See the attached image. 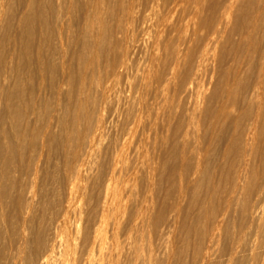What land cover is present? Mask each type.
Instances as JSON below:
<instances>
[{
    "label": "rangeland",
    "instance_id": "obj_1",
    "mask_svg": "<svg viewBox=\"0 0 264 264\" xmlns=\"http://www.w3.org/2000/svg\"><path fill=\"white\" fill-rule=\"evenodd\" d=\"M19 1L22 0H12V2L10 1L11 3L8 0L6 8L11 9L4 10V15L2 14L3 17L1 19L2 23L0 25V40L2 41V45L0 42V72L3 73H0L2 74L0 75V85H3L5 90L2 86H0V89L3 91L7 89L10 90L13 84H19L18 88H14V91H11L9 101L11 102L9 103L12 106L11 108L15 106V110L17 108L19 109L13 114V108L9 116L10 119L7 118L9 123L6 122L4 128L8 133L6 132L3 135L0 133L2 144L4 145L5 142L8 143L9 141L13 150H16L12 153L13 150L10 148L12 154L10 151H7V154L5 150H3L4 154L2 153V158L3 156L4 158L10 156L8 159L10 162L12 161L8 168V173L11 175V178H9L10 180L7 179L9 181L5 180L6 203L3 208L4 216L6 215L5 219L8 220L13 215L14 199L18 196L20 188H23V186L30 181L29 177L24 174L28 172V166L33 159L35 160L40 151L41 138L39 134L41 128L46 126L48 122H51L50 124L48 123L49 127L46 143L42 148L44 150H42L41 157L39 156L40 161H38L37 164V170L39 172L36 170L37 176L35 175L34 179L35 190L40 201H51L49 203V205H51L50 207L56 208L55 203L58 200L56 198H59V194L57 195L59 191L56 190L58 189L59 181L62 177L60 174H62L64 170L63 165L66 164L64 161L68 163V161L72 160L73 157L71 156L74 155L76 150L77 152L82 150L83 142L85 141L82 140L81 143L79 142L81 136L80 132H88V130L93 127L96 121V115L97 118L100 117L103 122V131L100 132L102 135L99 134L101 137L96 135L98 137L94 138L95 141L93 140V147H91L93 149L90 153L91 156H86L85 162H89H87V167L91 174L88 173V179L82 178L81 183L79 182L80 187H82L85 193L83 194L81 204H83L85 211H93L97 203L99 186L105 179L106 174H108V170H110L108 167L110 163L112 164V160L117 154L116 158H119L117 171L120 172L116 173L119 177V180L118 177H116V180H118L117 184L121 183L119 186L123 189L121 191H124L122 194H126L125 196L123 195L125 199L122 200L121 213H117L118 224L116 229V240L120 243H118V248L122 249V255H120L118 264L120 262V264H226L227 262L230 264H264V232L260 234L261 239L262 237L263 239L260 240L259 237L256 242L261 243L262 246L258 244L259 246L255 245L252 249L250 242H248V239L250 240L249 235L251 230L248 228V224L250 223L248 209L250 203L255 198L254 193L261 180L258 177L260 175L261 178L264 172V97L262 100L263 107L256 117L260 133L256 141L254 155L251 159V167H255L252 168L253 174L250 173L244 182L245 188L243 190V195L237 194V197L232 199L228 208L224 210V197L226 199L229 193L233 183V172L236 171L235 168L239 165L237 162H240L238 158L240 159L241 157L242 134L256 115V108L254 104L248 101V97L251 95L256 85L264 84V1L134 0L135 2H132L131 0L130 2V0H128L129 2H127V0H123L121 4V0H108V5L111 7L105 5V12L107 7L113 10H110V12L108 11L109 14H107V12L104 13V18L106 20L105 26L107 25L106 28H104L107 30H104V40H102L103 42L101 43L103 46L101 45L102 47L100 46V49H98V52L101 53L98 54L97 52L98 55L96 57L98 59H95L91 63L88 58V53L84 52L85 54L83 53L84 57L82 59L85 61H81L87 62V64H81V61L78 62L77 60H73L69 51L73 49L76 52V48H79L78 52L80 51L78 43H73L72 48L63 56V58L65 57L64 60L66 63L60 64V58L57 59V57L60 56L53 52L52 57L50 54V59H46L47 61L44 60L41 63H36L35 58H32L31 62L33 64L31 62L26 64L21 63L16 72V70L13 69L14 67H11L10 64L7 63V66L4 65L3 67L1 64L4 58L7 59V55L12 49V45H10L11 43L8 40L13 33L12 27L16 22V16L20 12V5H22L20 3L24 0L22 2ZM77 5L73 9L71 15V24L74 29L80 18L79 16H81L80 9H82L80 4ZM126 5L135 8H133V10L136 12H132L133 18L131 15L132 9L129 11V15L123 11ZM78 8H80L79 11H77ZM169 8L173 11H170ZM120 9L122 10L121 12ZM225 9L228 10V14L223 17L222 14ZM119 13L123 14L122 16L126 14V16L122 18L125 23L132 21L128 23L129 26L126 25L120 17V23L118 22V18V20H116V17L120 15ZM168 13L172 14L169 15ZM127 15L130 17V21L129 19L125 21L126 18H129ZM51 16H53V12ZM122 22L124 25L121 24ZM51 24L53 26V22ZM119 24L126 28H130L133 24L134 25L130 29L125 28L127 33H124V29L122 30ZM9 26L10 28H8ZM52 26L50 25L51 28ZM144 29H147V31ZM128 30L131 31V33H128ZM120 33H124V35H121V37L123 36V40L120 37ZM127 34L131 36L128 35L126 37ZM7 37L9 38L7 39ZM129 37L133 40L131 41ZM155 37H157V41L159 39L158 43L154 40ZM120 38L122 42L124 41V44L126 43L125 41H127L125 46H123V43L119 40ZM124 38H127V40ZM214 38H217L215 39V41L217 40L216 43ZM151 42H153V44ZM154 42H156L155 48L152 47V45L155 46ZM204 43H206V45H204ZM51 44H54V40H52ZM126 46H128L127 49ZM123 47L125 48L124 50ZM205 47L211 48L207 50ZM156 49H158V51L153 52ZM177 50L178 53L180 51V55L176 52ZM119 52L121 53L118 54ZM138 52L142 53L139 54ZM152 53H156L154 60H152L154 56ZM203 53L206 54L204 55ZM122 55H125L126 58H124V56L122 57ZM85 56L87 59H85ZM173 56L176 57L178 61L176 58H173ZM150 57L151 59L149 60ZM130 59L132 60L130 61ZM174 59L177 61L176 67H174V63L176 62ZM124 61H126L124 63L125 65H122L123 68H125L124 70L122 67H120L122 71L119 70V67H116V70L114 69V66H118V62L121 63ZM112 62L116 63V65ZM171 64H174L173 67L175 70L173 71H171L173 68ZM94 65L96 69L93 68ZM138 66L141 68L139 69ZM70 68L71 70L64 74V70L66 69V71H68ZM113 70H115V72ZM146 72H148L149 76H147L148 74H146ZM131 74L132 76H130ZM135 78H137V81H135ZM62 80H64L65 83L64 81L62 83ZM15 81L17 82L15 83ZM61 83L63 85H59ZM101 83L102 85H100ZM20 84H22V87H20ZM81 85L84 86L82 87ZM104 85H106L107 88H105L106 86ZM201 85L203 86L202 89ZM88 89L90 92H88ZM100 91L102 93H100ZM132 91L135 94L132 93ZM1 93L4 95L3 92ZM97 93H99V95ZM75 94H77V96ZM21 97L23 99H21ZM76 97L80 99L76 100ZM2 98L3 96L1 97V100H3L1 102L4 105V109L3 105L0 103V114L3 115V112L5 113L4 103L6 102ZM24 100L26 103H24ZM16 103L20 104L17 108ZM95 103H98V106ZM45 105L50 108L46 106L48 109H45ZM76 105L77 107H75ZM94 105L96 106L94 107ZM196 105L200 107L197 106V108ZM73 106L75 108H73ZM32 107L33 110L34 107L37 109L30 116V109H32ZM135 111L136 113H134ZM72 112L73 114H71ZM20 113L23 118H19ZM160 113H162V115ZM196 113L197 115H195ZM57 116L60 119L56 118ZM195 117L198 119H195ZM103 119L105 121H103ZM77 121L79 123H77ZM19 122L22 126L19 125ZM26 122L27 124H25ZM80 123L82 125H80ZM64 125L67 127L65 128ZM25 127H27V129H25ZM11 128L17 131L14 130L12 132ZM37 129L39 133L34 132V130L37 131ZM189 129L193 131L191 132ZM11 132L14 134L12 135ZM19 132L25 137L23 138L21 136V138H19L16 135ZM60 132H63V134ZM69 134L71 136L73 135V138H70ZM72 139L74 140L72 141ZM48 140L51 141L48 142ZM115 143H117V146ZM125 150L126 154L124 153ZM183 150L184 152H182ZM118 152H120L119 155L123 156L119 157ZM9 153L11 155H9ZM67 158L68 161L66 160ZM260 160L263 163H260ZM27 161L29 162L26 163ZM98 167L101 169H98ZM11 168H13L14 173ZM122 168L125 169L123 170ZM122 171L126 173L124 174ZM20 176H22V178ZM122 177L125 180L124 182L120 181V179L123 180ZM6 181L8 183H6ZM7 184L8 186L10 185V187L6 186ZM20 185L22 186L20 187ZM51 189L55 191V194ZM150 208L152 209L150 210ZM222 212H225V214L219 226L220 230L218 229V233H216L213 238H209V227L219 218ZM125 237L126 242L124 241ZM2 243L3 242H0V264H8L6 262L7 250L3 247L4 245ZM132 248H134V250ZM251 252H255V254H251ZM230 253L234 254L231 260H229ZM207 254L209 255L208 261H202L203 256ZM250 257L251 259L253 258L252 261Z\"/></svg>",
    "mask_w": 264,
    "mask_h": 264
},
{
    "label": "bare ground",
    "instance_id": "obj_2",
    "mask_svg": "<svg viewBox=\"0 0 264 264\" xmlns=\"http://www.w3.org/2000/svg\"><path fill=\"white\" fill-rule=\"evenodd\" d=\"M12 2V0H9V2ZM23 1V0H22ZM19 1V2H22ZM108 0H24L22 3L21 8H20V12L19 14L16 16V22L12 27L13 33L12 35L9 37H7V39L9 38L8 41H10V45H12V49L10 50V52L7 55V59L5 61H3L2 59V63L1 66L3 67L4 65L7 66V63L10 64V66L14 67L13 69L18 70V66L21 63H28L32 61V58H35V62L36 63H41L44 60H48L50 59V54L51 57L53 55V52L55 54H57L60 57V64H64L66 63V61L64 60L65 57L63 58L64 55H66L68 53V50H70V48H72V44L73 43H78L79 47H80V51L78 52V49L76 48V52L71 49V51H69V54H71V58L73 60H77L78 62L83 60L82 58L84 57V52L88 53V58L90 60V62L92 63L95 59H98L96 56L101 53L98 52V49H100V46L102 45L101 43L103 42V36L105 34L104 30L106 28L105 26V18H104V13L107 12V14H109L110 10L113 9H109V7L106 8V12H105V5L106 6H110L108 5ZM110 1V0H109ZM115 1V0H114ZM121 0V4H122ZM126 1V0H125ZM264 1V0H263ZM10 2V3H11ZM127 2H129L127 0ZM131 2V0H130ZM132 2H135L134 0H132ZM107 3V4H106ZM113 3V2H112ZM172 3V2H171ZM174 3V1H173ZM177 3V2H176ZM77 4H80L81 8H78L77 11L81 12V16L77 17L78 19V23L75 25V29L72 27L73 25L72 23V11L73 9L76 7ZM152 4V3H151ZM175 4V3H174ZM8 5V0H0V25H1V19H2V14L4 13V10L8 9L6 8ZM162 5V4H161ZM180 5V4H179ZM78 6V5H77ZM170 6V4H169ZM172 6V4H171ZM111 7V6H110ZM185 7V6H184ZM134 7L131 8L130 5H126L125 8H123L124 12L129 15V11L132 9L133 10ZM167 8V7H166ZM174 8V7H173ZM178 8V7H177ZM176 8V9H177ZM183 8V7H182ZM181 8V9H182ZM11 9V8H10ZM8 9V10H10ZM14 9V8H13ZM77 9V8H76ZM109 9V10H108ZM135 9V8H134ZM175 9V10H176ZM184 9V8H183ZM82 10V11H81ZM169 10L171 11L172 9L169 8ZM109 11V12H108ZM122 10L120 9V12ZM147 11V10H146ZM173 11V10H172ZM187 11V10H186ZM53 12V16H51V13ZM117 12V11H116ZM134 13L136 11H131V13ZM167 12V11H166ZM169 12V11H168ZM9 13V12H8ZM133 13L132 18H133ZM147 13V12H146ZM165 13V12H164ZM173 13V12H172ZM172 13H168L169 15ZM120 15H118L116 17V20L119 19V17L122 19L124 18V16H126V14H124V16H122L123 14L119 13ZM167 14V13H165ZM226 14H228V10L225 9L223 11L222 16L224 17ZM4 15V14H3ZM6 15V14H5ZM106 15V14H105ZM127 15V16H128ZM136 15V14H135ZM107 16V15H106ZM138 16V15H137ZM53 17V18H51ZM129 17V16H128ZM118 18V19H117ZM126 18V17H125ZM8 19V17H7ZM110 19V18H109ZM121 19L118 20V22H121ZM129 19L130 21V17L126 18L125 21H127ZM143 19V18H141ZM140 19V20H141ZM158 19V18H157ZM165 19V18H164ZM77 20V19H76ZM113 20V19H111ZM132 20V19H131ZM156 20V19H155ZM122 21L124 22V20L122 19ZM136 21V20H135ZM134 21V22H135ZM164 21V20H163ZM7 22V21H6ZM53 22V26L52 23ZM121 23L122 25H124V23ZM132 22V21H130ZM127 22L125 23L126 25L129 26ZM140 22V21H139ZM182 22V21H180ZM189 22V21H188ZM191 22V21H190ZM8 23V22H7ZM149 23V22H148ZM156 23V22H155ZM110 24V23H109ZM157 24V23H156ZM155 24V25H156ZM159 24V23H158ZM163 24V23H162ZM182 24V23H181ZM185 24V23H184ZM50 25L52 26V28L50 27ZM120 25V24H119ZM125 25V26H126ZM134 25V24H133ZM132 25V26H133ZM121 26V25H120ZM119 26V27H120ZM131 26V27H132ZM141 26V25H140ZM143 26V25H142ZM145 26V25H144ZM105 27V28H104ZM130 27V28H131ZM135 27V26H134ZM146 27V26H145ZM143 27V28H145ZM151 27V26H150ZM165 27V26H164ZM185 27V26H184ZM1 28V26H0ZM10 28V26L8 27ZM108 28V27H107ZM122 30L124 29V31L126 29H128L129 27H122ZM126 28V29H125ZM129 28V29H130ZM139 28V25H138ZM147 28V27H146ZM153 28V27H152ZM158 28V27H157ZM191 28V27H190ZM52 29V30H51ZM135 29V28H134ZM137 29V28H136ZM162 29V28H161ZM107 30V29H106ZM105 30V31H106ZM133 30V29H132ZM147 31V29H144ZM143 30V31H144ZM120 31V28H119ZM118 31V33H119ZM122 31V32H124ZM129 31V30H128ZM173 31V29H172ZM121 32V31H120ZM138 32V31H137ZM136 32V33H137ZM124 33H127L126 31ZM124 33H122L124 35ZM128 33H131V31H129ZM189 33V32H188ZM214 33V32H213ZM111 34V33H109ZM120 33V37L122 35ZM130 35L127 34L126 37ZM137 35V34H136ZM148 35V34H147ZM151 35V34H150ZM153 35V34H152ZM162 35V34H161ZM213 35V34H212ZM2 36V35H1ZM115 36V35H114ZM131 36V35H130ZM145 36V35H144ZM157 36V35H156ZM214 36V35H213ZM212 36V37H213ZM110 37V36H108ZM123 37V36H122ZM121 37V38H122ZM125 37V36H124ZM218 37V36H216ZM1 38V37H0ZM118 38V36H117ZM121 38L119 40H121ZM157 37H155L154 40L157 41L156 39ZM108 39V38H107ZM106 39V40H107ZM125 40H127V38H124ZM130 39V37H129ZM217 38H214V41ZM52 40H54V44L52 45ZM123 40V38H122ZM121 40V42H122ZM131 40V39H130ZM133 40V39H132ZM131 40V41H132ZM145 40V39H144ZM143 40V41H144ZM153 40V39H152ZM161 40V39H160ZM6 41V40H5ZM109 41V39H108ZM147 41V40H146ZM159 41V39H158ZM157 41V43H158ZM209 41V40H208ZM211 41V38H210ZM213 41V43H214ZM1 45H2V41L0 40ZM117 42V41H116ZM127 43V41H125ZM134 42V41H133ZM150 42V41H149ZM217 42V40L215 41V43ZM106 43V42H105ZM123 46L126 45V43L124 44V41L122 42ZM153 44V42H151ZM156 42H154L155 45ZM210 43V42H208ZM207 43V45H208ZM75 44V45H76ZM109 44V43H107ZM106 44V45H107ZM121 44V43H120ZM162 44V43H161ZM129 45V44H127ZM159 45V44H158ZM204 45H206V43H204ZM210 45V44H209ZM103 46V45H102ZM101 46V47H102ZM108 46V45H107ZM136 46V45H135ZM115 47V46H114ZM122 47V46H121ZM128 46H126L127 49ZM131 47V46H129ZM152 47H156L152 45ZM158 47V46H157ZM212 47V46H211ZM211 47H208L205 49H209ZM118 48V47H117ZM135 48V47H134ZM167 48V47H166ZM107 49V48H106ZM125 48L123 47V50ZM144 49V48H143ZM204 49V48H203ZM140 50V49H139ZM142 50V49H141ZM149 50V49H148ZM163 50V49H162ZM52 51V52H51ZM102 51V50H100ZM108 51V50H107ZM128 51V50H125ZM132 51V50H131ZM145 51V50H144ZM158 49H156L153 52H157ZM160 51V50H159ZM166 51V49H165ZM2 52V51H1ZM98 52V54H97ZM109 52V51H108ZM146 52V51H145ZM144 52V53H145ZM178 53V50L176 51ZM206 52V51H204ZM84 53V54H83ZM121 52H119L118 54H120ZM139 53V52H138ZM142 53V52H141ZM139 53V54H141ZM180 53V51H179ZM178 53V54H179ZM123 54V53H122ZM153 55V59H155L156 53H152ZM166 54V53H165ZM175 54V55H178ZM204 54V53H203ZM206 54V53H205ZM204 54V55H205ZM208 54V53H207ZM112 55V54H111ZM133 55V54H132ZM180 55V54H179ZM125 55H122V57ZM151 56V55H150ZM106 57V56H105ZM121 57V58H122ZM158 57V56H157ZM180 57V56H178ZM123 58V59H124ZM132 58V57H131ZM164 58V57H163ZM173 58H176L173 56ZM53 59V58H52ZM56 59V60H57ZM85 59H87V57L85 56ZM105 59V58H104ZM145 59V58H144ZM151 59V57L149 58V60ZM167 59V58H166ZM165 59V60H166ZM46 60V61H47ZM132 59H130L131 61ZM157 60V59H156ZM172 60V59H171ZM170 60V61H171ZM175 60V59H174ZM177 60V58H176ZM175 60V61H176ZM203 60V59H202ZM201 60V62H202ZM54 61V60H53ZM85 61V60H83ZM81 61V64H84L87 62H83ZM88 61V60H87ZM121 61V60H120ZM119 61V62H120ZM164 61V60H163ZM169 61V60H168ZM178 61V60H177ZM177 61L174 63L173 61H171L174 64L172 65V67H176V63ZM207 61V59H206ZM51 62V61H50ZM117 62V61H115ZM118 62V66H114L113 68L116 70V67H119V70H121L120 67L123 68V64L126 62ZM32 63V62H31ZM114 63V62H112ZM141 63V62H140ZM139 63V64H140ZM150 63V62H149ZM165 63V62H163ZM33 64V63H32ZM77 64V63H76ZM116 65V63H114ZM144 64V63H143ZM154 64V63H153ZM167 64V62H166ZM170 64V63H169ZM29 65V64H27ZM52 65V64H51ZM50 65V66H51ZM72 65V64H70ZM108 65V64H107ZM125 65V64H124ZM148 65V64H147ZM136 66V65H135ZM142 66V64H141ZM151 66V65H150ZM264 66V65H263ZM55 67V66H54ZM68 67V66H67ZM125 67V66H124ZM139 67V66H138ZM137 67V68H138ZM157 67V66H156ZM172 68L171 71L175 70V68ZM41 68V67H40ZM47 68V67H46ZM50 68V67H49ZM77 68V67H76ZM95 68V65L94 67ZM98 68V67H97ZM100 68V67H99ZM109 68V67H108ZM141 67H139L140 69ZM42 69V68H41ZM96 69V68H95ZM125 68H123L124 70ZM151 69V68H150ZM71 70V68L66 71V69L63 71L64 74L67 72H69ZM101 70V69H100ZM115 70H113L115 72ZM2 71V70H1ZM13 71V70H12ZM95 71V70H94ZM93 71V72H94ZM97 71V70H96ZM99 71V70H98ZM118 71V68H117ZM116 71V74H117ZM135 71V70H134ZM139 71V70H138ZM149 71V70H148ZM10 72V71H8ZM20 72V71H18ZM73 72V71H72ZM77 72V71H75ZM101 72V71H99ZM112 72V71H111ZM133 72V71H132ZM140 72V71H139ZM150 72V71H149ZM161 72V71H160ZM2 73V72H0ZM71 73V72H70ZM176 73V72H175ZM3 74V73H2ZM0 74V75H2ZM6 74V73H5ZM42 74V73H41ZM111 74V73H110ZM137 74V73H136ZM146 74H148V72H146ZM145 74V75H146ZM7 75V74H6ZM72 75V74H71ZM76 75V73H75ZM91 75V74H90ZM107 75V74H106ZM156 75V73H155ZM160 75V74H159ZM166 75V74H165ZM16 76V75H15ZM20 76V74H19ZM99 76V75H98ZM102 76V75H101ZM100 76V77H101ZM111 76V75H110ZM109 76V77H110ZM132 76V74L130 75ZM149 76V74L147 75ZM158 76V74H157ZM168 76V75H166ZM9 77V75H8ZM93 77V76H92ZM99 77V78H100ZM2 78V77H1ZM44 78V77H43ZM64 78V77H63ZM106 78V77H105ZM131 78V77H130ZM144 78V77H143ZM146 78V76H145ZM21 79V78H20ZM73 79V78H72ZM110 79V78H109ZM126 79V78H125ZM133 79V78H132ZM137 81V78H135ZM106 80V79H105ZM170 80V79H169ZM7 81V80H5ZM64 80H62L63 83ZM119 81V80H118ZM128 81V80H127ZM167 81V80H166ZM17 81H15L16 83ZM72 82V81H71ZM95 82V81H94ZM133 82V81H132ZM146 82V81H145ZM158 82V81H157ZM3 83V82H2ZM20 83V82H19ZM59 84V85H63V84ZM65 83V81H64ZM98 83V82H97ZM100 83V81H99ZM204 83V82H203ZM142 84V82H141ZM22 84H20V87ZM58 85V84H57ZM68 85V84H67ZM90 85V84H89ZM88 85V87H89ZM102 85V83L100 84ZM120 85V84H119ZM199 85V84H198ZM203 85V84H202ZM201 85V86H202ZM2 87H4L3 85H0ZM19 84H13L12 88L7 89L6 91H3L2 89H0V103L2 104L1 101V97L3 96L2 99L5 100L6 103L5 104V113L3 112V115L0 114V133L1 135H3L4 133H6L7 131H5V123L9 121L7 120V118H9L11 111H13L11 108L12 106L9 104L11 102L10 101V95H11V91H14V88H18ZM77 86V85H76ZM82 86V85H81ZM84 86V85H83ZM82 86V87H83ZM93 86V85H92ZM106 86V85H104ZM103 86V88H104ZM114 86V85H113ZM10 87V86H9ZM60 87V86H59ZM67 87V86H66ZM117 87V86H116ZM137 87V86H136ZM1 88V87H0ZM7 88V87H6ZM24 88V87H23ZM65 88V87H64ZM107 88V86L105 87ZM158 88V87H157ZM156 88V89H157ZM199 88V87H198ZM203 88V86L201 87V89ZM86 89V88H85ZM135 89V88H134ZM5 90V87H4ZM23 90V89H22ZM43 90V88H42ZM49 90V89H48ZM70 90V89H69ZM76 90V89H75ZM82 90V89H80ZM89 90V89H88ZM51 91V90H50ZM67 91V90H66ZM84 91V90H83ZM104 91V90H103ZM157 91V90H156ZM159 91V90H158ZM202 91V90H201ZM199 91V92H201ZM5 95H2V93ZM18 92V91H16ZM21 92V91H20ZM38 92V91H37ZM40 92V91H39ZM90 92V90L88 91ZM99 92V91H98ZM121 92V91H120ZM137 92V91H136ZM142 92V91H141ZM205 92V91H204ZM54 93V92H53ZM57 93V92H56ZM70 93V92H68ZM76 93V92H75ZM81 93V91H80ZM85 93V92H84ZM100 93H102L100 91ZM105 93V92H104ZM132 93H134L132 91ZM168 93V92H167ZM196 93V92H194ZM198 93V90H197ZM59 94V93H58ZM78 94V93H77ZM77 94H75L77 96ZM83 94V93H82ZM86 94V93H85ZM99 95V93H97ZM96 94V95H97ZM125 94V93H124ZM135 94V93H134ZM164 94V93H163ZM201 94V93H200ZM199 94V95H200ZM2 95V96H1ZM79 95V94H78ZM143 95V94H142ZM17 96V95H16ZM28 96V95H27ZM58 96V95H57ZM104 96V95H103ZM155 96V95H154ZM159 96V95H158ZM201 96V95H200ZM199 96V97H200ZM14 97V95H13ZM24 97V96H23ZM79 97V96H78ZM76 97V100H79L80 98ZM88 97V96H87ZM91 97V95H90ZM152 97V96H151ZM203 97V96H202ZM263 97H264V84H258L255 86V88L252 90L251 95L248 97V101L251 102L252 104H254L255 108H256V115L255 117L252 119L251 123L249 124V126L247 127V129L245 130V132L242 134L243 136V142L241 143V154H240V159L238 158V160H240L238 167L235 168L236 171L233 172V183L231 185V188L229 190L228 195L226 196V199L224 197L225 200V209L226 210L228 208L229 203L232 201V199H235L237 197V194H241L243 195V190H244V182L246 181L247 176L252 173V168L255 167H251V162H252V156L254 155V151H255V147H256V141L259 137V133H260V128H258V123H257V119L256 117L258 116L261 108L263 107ZM15 98V97H14ZM54 98V97H52ZM78 98V99H77ZM99 98V97H98ZM97 98V99H98ZM204 98V97H203ZM202 98V99H203ZM18 99V98H17ZM16 99V100H17ZM21 99H23L21 97ZM40 99V98H39ZM45 99V98H44ZM67 99V98H66ZM83 99V98H82ZM159 99V98H158ZM169 99V98H168ZM196 99V98H195ZM14 100V99H12ZM29 100V99H28ZM75 100V101H76ZM89 100V99H88ZM129 100V99H128ZM127 100V101H128ZM161 100V98H160ZM25 101V100H24ZM31 101V100H30ZM86 101V100H85ZM103 101V100H102ZM167 101V100H166ZM165 101V102H166ZM203 101V100H202ZM16 102V101H15ZM45 102V100H44ZM65 102V101H64ZM68 102V101H67ZM70 102V101H69ZM97 102V101H96ZM99 102V101H98ZM118 102V101H117ZM120 102V101H119ZM160 102V101H159ZM194 102V101H193ZM197 102V101H196ZM201 102V101H200ZM19 103V101H18ZM26 103V101L24 102ZM34 103V102H33ZM66 103V102H65ZM74 103V102H73ZM79 103V101H78ZM14 104V103H13ZM12 104V105H13ZM29 104V103H28ZM38 104V103H37ZM47 104V103H46ZM96 105L98 103H95ZM100 104V103H99ZM103 104V103H102ZM198 104V102H197ZM202 104V102H201ZM3 105V104H2ZM15 105V104H14ZM18 105V106H17ZM20 104L16 103V108L19 107ZM26 105V104H25ZM32 105V104H30ZM44 105V104H43ZM82 105V104H81ZM94 105V107L96 106ZM105 105V104H104ZM125 105V104H124ZM157 105V104H156ZM1 106V105H0ZM24 106V105H23ZM35 106V105H33ZM47 105H45L46 107ZM51 106V105H50ZM64 106V105H63ZM98 106V105H97ZM110 106V105H109ZM119 106V105H118ZM121 106V105H120ZM145 106V105H144ZM198 105H196L197 107ZM49 107V106H47ZM45 109H48V108ZM65 107V106H64ZM77 107V105L75 106ZM73 106V108H75ZM90 107V106H89ZM122 107V106H121ZM140 107V106H139ZM196 107H192V108H196ZM200 107V106H198ZM197 107V108H198ZM2 108V107H1ZM39 108V107H38ZM50 108V107H49ZM56 108V107H55ZM60 108V107H59ZM68 108V107H67ZM99 108V107H97ZM124 108V107H123ZM126 108V107H125ZM128 108V107H127ZM133 108V106H132ZM151 108V107H150ZM3 109H4V105H3ZM19 109V108H17ZM16 109V110H17ZM26 109V108H25ZM24 109V110H25ZM37 108L33 107L32 109H30V116L31 114L34 113V111ZM40 109H42L40 107ZM62 109V108H61ZM116 109V108H115ZM14 108V113L15 114L17 111ZM43 110V109H42ZM63 110V109H62ZM68 110V109H67ZM74 110V109H73ZM96 110V109H95ZM112 110V109H111ZM124 110V109H123ZM146 110V109H145ZM162 110V109H161ZM197 110V109H196ZM201 110V109H198ZM16 111V112H15ZM19 111V110H18ZM38 111V110H37ZM50 111V110H49ZM71 111V110H70ZM69 111V112H70ZM82 111V110H81ZM90 111V110H89ZM98 111V110H97ZM148 111V110H147ZM157 111V110H156ZM166 111V110H165ZM194 111V110H193ZM44 112V110H43ZM65 112V111H64ZM63 112V113H64ZM74 112V111H73ZM73 112L71 114H73ZM88 112V111H87ZM104 112V111H103ZM115 112V110H114ZM126 112V111H125ZM133 112V111H132ZM199 112V111H196ZM75 113V112H74ZM78 113V110H77ZM83 113V112H82ZM81 113V114H82ZM93 113V112H91ZM119 113V112H118ZM122 113V112H121ZM136 113V111L134 112ZM149 113V112H148ZM195 113V112H194ZM12 114V115H13ZM41 114V113H40ZM66 114V113H65ZM112 114V113H111ZM146 114V113H145ZM162 115V113H160ZM201 114V113H199ZM22 114L20 113V117ZM45 115V114H44ZM50 115V114H49ZM75 115V114H74ZM73 115V116H74ZM84 115V114H83ZM82 115V116H83ZM95 115V114H94ZM117 115V114H116ZM131 115V114H130ZM127 115V116H130ZM135 115V114H134ZM140 115V114H139ZM194 115V114H193ZM197 115V113L195 114ZM14 116V115H13ZM56 116V115H55ZM69 116V115H68ZM112 116V115H111ZM133 116V115H132ZM151 116V114H150ZM200 116V115H199ZM17 117V116H16ZM64 117V116H63ZM78 117V116H77ZM86 117V116H85ZM96 117V121L93 124V127L90 128L87 131H82L80 132V143L81 141H85L83 142V148L82 150L75 151L74 155H72L71 157L72 160L68 161V155H67V162L64 161L63 166V172L62 177L59 181V185H58V189L56 191L57 195L59 194V198L57 197L56 199L57 202L56 204V208L50 207L51 205H49L48 201L42 200L40 201L37 197V192L35 190V175L36 170H37V164L38 161H40L39 156L41 155L42 149L45 146L46 143V137H47V132H48V123L47 125L44 123H42L43 125H46L44 127L41 128L40 130V151L38 153V156L35 158V160L33 159V161H31L30 165L28 166V172H26L24 175L29 177V182L28 184L26 183V185L23 186V188L21 187L22 185H20V190L18 193V196L16 194V198L14 199V206H13V215L10 217V219L6 220L4 213H3V208L5 206V196H6V191H5V180L11 178V175L8 173V168L10 166V160L7 158H2V153L3 150L10 151L13 147H11V143H4V145L2 144V139L0 140V242H3L2 244L4 245L3 247L7 250V263L8 264H118V261H120V255H122V249L118 248V240H116V229H117V224H118V220H117V213L120 212V209L122 207V200H124L125 198H123L122 193H124V191H121L123 189H121L122 187L119 186V184H117V181L119 180V177L116 175L117 172V164H119V158H116V155L114 157V159L112 160V164L110 163L109 160V167L110 170H108V174H106L105 179L102 181V183L99 186V190H98V195H97V203L95 205V208L93 209L92 212H88L85 211L83 208V204H81V200L83 197V194H85L83 192L82 187H80L79 182L81 183L82 178H87L88 179V175L91 174L89 173V168L87 167L88 165V161L85 162L86 160V156H91V150L93 148L92 143L93 140L95 141V137H98L96 135L101 134L100 132L103 131V122L101 120L100 117L97 118ZM94 117V118H95ZM105 117V116H104ZM114 117V116H113ZM118 117V116H117ZM135 117V116H134ZM146 117V116H145ZM194 117V116H193ZM23 118V117H22ZM41 118V117H40ZM56 118H59L58 116ZM74 118V117H73ZM92 118V116H91ZM90 118V119H91ZM126 118V117H124ZM132 118V117H131ZM10 119V118H9ZM60 119V118H59ZM64 119V118H63ZM72 119V118H71ZM70 119V120H71ZM85 119V118H84ZM117 119V118H116ZM195 119H198L195 117ZM14 120V119H13ZM68 120V119H67ZM69 120V121H70ZM73 120V119H72ZM79 120V119H78ZM92 120V119H91ZM90 120V121H91ZM15 121V120H14ZM26 121V119H25ZM27 121H28V116H27ZM62 121V120H61ZM87 121V120H86ZM103 121H105L103 119ZM107 121V120H106ZM144 121V120H143ZM81 122V121H80ZM191 122V121H190ZM189 122V123H190ZM193 122V120H192ZM197 122V121H196ZM13 123V122H12ZM11 123V124H12ZM51 123V122H50ZM49 123V124H50ZM77 123H79L77 121ZM85 123V122H84ZM87 123V122H86ZM138 123V122H137ZM155 123V122H154ZM14 124V123H13ZM17 124V123H16ZM27 124V122L25 123ZM110 124V123H109ZM108 124V125H109ZM135 124V123H134ZM18 125V124H17ZM16 125V127H17ZM19 125L20 122H19ZM36 125V124H34ZM80 125H82L80 123ZM88 125V124H87ZM120 125V124H119ZM129 125V124H128ZM154 125V124H153ZM15 126V125H14ZM22 126V125H21ZM20 126V127H21ZM61 126V125H60ZM86 126V125H85ZM106 126V124H105ZM104 126V127H105ZM149 126V125H148ZM202 126V125H201ZM12 127V126H10ZM9 127V129H10ZM24 127V126H23ZM29 127V126H28ZM57 127V126H56ZM65 127V125H64ZM67 127V126H66ZM65 127V128H66ZM76 127V125H75ZM117 127V126H115ZM121 127V126H119ZM190 127V126H189ZM18 128V127H17ZM31 128V127H30ZM33 128V127H32ZM59 128V127H58ZM63 128V127H62ZM85 128V127H84ZM127 128V127H126ZM12 129V128H11ZM25 129H27V127H25ZM54 129V127H53ZM72 129V127H71ZM70 129V130H71ZM122 129V128H121ZM198 129V128H197ZM15 129H12V132ZM30 130V129H29ZM32 130V129H31ZM73 130V129H72ZM188 130V129H187ZM190 130V129H189ZM10 131V130H9ZM17 131V130H15ZM33 131V130H32ZM58 131V130H57ZM61 131V130H60ZM79 131V130H78ZM127 131V130H126ZM186 131V130H185ZM191 131V130H190ZM193 131V130H192ZM191 131V132H192ZM11 132V133H12ZM25 132V131H24ZM34 132H38L34 130ZM66 132V131H65ZM120 132V130H119ZM125 132V131H124ZM135 132V131H134ZM8 133V132H7ZM39 133V132H38ZM52 133V132H50ZM61 133V132H60ZM104 133V132H102ZM107 133V132H106ZM118 133V132H117ZM190 133V132H189ZM14 133H12L13 135ZM27 134V133H26ZM31 134V132H30ZM63 134V132L61 133ZM78 134V133H77ZM6 135V134H5ZM11 135V134H10ZM19 138H21L22 133L19 132L16 134ZM25 135V134H24ZM70 135V134H69ZM102 135V134H101ZM196 135V134H195ZM15 136V137H17ZM37 136V134H36ZM50 136V135H49ZM52 136V135H51ZM59 136V135H58ZM65 136V135H64ZM73 136V135H72ZM70 135V138H73ZM135 136V135H134ZM23 138L25 136H22ZM53 137V136H52ZM69 137V136H68ZM75 137V136H74ZM99 137H101L99 135ZM140 137V136H139ZM191 137V136H190ZM35 138V135H34ZM38 138V137H37ZM58 138V137H56ZM60 138V137H59ZM65 138V137H64ZM106 138V137H105ZM161 138V137H160ZM188 138V137H186ZM4 139V138H3ZM13 139V138H12ZM153 139V138H152ZM11 140V139H8ZM58 140V139H57ZM74 139H72L73 141ZM97 140V138H96ZM142 140V139H141ZM150 140V139H149ZM232 140V139H231ZM31 141V140H30ZM51 141V140H50ZM48 140V142H50ZM71 141V142H72ZM146 141V140H145ZM153 141V140H152ZM13 142V141H12ZM21 142V141H20ZM47 142V144H48ZM61 142V141H60ZM106 142V141H105ZM16 143V142H15ZM79 143V144H80ZM145 143V142H144ZM150 143V142H149ZM148 143V144H149ZM156 143V142H155ZM13 144V143H12ZM21 144V143H20ZM39 144V142H38ZM62 144V143H61ZM117 143H115L116 145ZM147 144V143H146ZM82 145V144H81ZM96 145V144H94ZM199 145V144H198ZM38 146V145H37ZM63 146V145H62ZM80 146V145H79ZM104 146V145H103ZM117 146V145H116ZM147 146V145H146ZM194 146V144H193ZM228 146V145H227ZM230 146V145H229ZM16 147V145H15ZM64 147V146H63ZM72 147V146H71ZM82 147V146H81ZM135 147V146H133ZM148 147V146H147ZM155 147V146H154ZM33 148V147H31ZM30 148V149H31ZM121 148V147H120ZM19 149V148H18ZM80 149V148H79ZM100 149V148H99ZM117 149V148H116ZM200 149V148H199ZM257 149V148H256ZM21 150V149H20ZM24 150V149H23ZM95 150V149H94ZM122 150V149H120ZM119 150V151H120ZM124 150V149H123ZM134 150V149H133ZM189 150V149H188ZM193 150V149H192ZM196 150V148H195ZM13 150L12 153H14ZM68 151V150H67ZM115 151V150H114ZM117 151V150H116ZM94 152V151H93ZM124 152V151H123ZM136 152V151H135ZM146 152V151H145ZM184 152V150L182 151ZM11 153V151H10ZM9 153V155H11ZM33 153V152H32ZM64 153V152H63ZM96 153V152H95ZM120 152H118L119 155ZM122 153V152H121ZM126 154V150L124 152ZM123 153V154H124ZM138 153V152H137ZM240 153V152H239ZM4 154V153H3ZM8 154V152H7ZM21 154V153H20ZM23 154V153H22ZM36 154V153H35ZM68 154V153H67ZM193 154V153H192ZM200 154V153H199ZM6 155V154H5ZM29 155V153H28ZM136 155V154H135ZM151 155V154H150ZM149 155V156H150ZM32 156V155H31ZM65 156V155H64ZM88 156V157H89ZM111 156V154H110ZM123 156V155H122ZM121 155H119V157H122ZM153 156V155H152ZM12 157V156H11ZM24 157V156H23ZM41 157V156H40ZM87 157V158H88ZM19 158V157H18ZM66 158V157H64ZM85 158V159H84ZM102 158V157H101ZM23 159V158H22ZM29 159V158H28ZM70 159V158H69ZM100 159V158H99ZM121 159V158H120ZM133 159V157H132ZM20 160V159H19ZM31 160V159H30ZM29 160V161H30ZM29 161H27L26 163H28ZM121 161V160H120ZM88 162V163H87ZM125 162V161H124ZM133 162V161H130ZM264 162V161H263ZM260 160V163H263ZM14 163V162H13ZM40 163V162H39ZM86 163V164H85ZM121 163V162H120ZM54 164V163H53ZM98 164V163H96ZM95 164V165H96ZM123 164V162H122ZM135 164V163H134ZM144 164V163H143ZM13 165V164H11ZM28 165V164H27ZM94 165V164H92ZM121 165V164H120ZM119 165V166H120ZM140 165V164H139ZM15 166V165H13ZM111 166V167H110ZM123 166V165H122ZM262 166V165H260ZM40 167V166H39ZM52 167V166H51ZM100 167V166H99ZM98 169H101L99 168ZM124 167V166H123ZM198 167V166H197ZM200 167V165H199ZM263 167V166H262ZM149 168V167H148ZM151 168V167H150ZM201 168V167H200ZM12 172H13V168ZM10 169V170H11ZM119 169V167H118ZM123 170L125 168H122ZM128 169V168H127ZM9 170V171H10ZM16 170V169H15ZM45 170V169H44ZM262 170V169H261ZM17 171V170H16ZM38 171V170H37ZM136 171V170H135ZM199 171V170H198ZM10 172V173H12ZM39 172V171H38ZM97 172V170H96ZM95 172V173H96ZM99 172V170H98ZM107 172V171H106ZM123 172V171H122ZM254 172V171H253ZM263 172V171H261ZM14 173V172H13ZM22 173V172H21ZM89 173V174H88ZM124 174L126 173L125 171L123 172ZM122 173V176L124 175ZM136 173V172H135ZM88 174V175H87ZM98 174V173H96ZM120 174V173H118ZM134 174V173H133ZM253 174V173H252ZM13 175V174H12ZM44 175V174H43ZM87 175V176H86ZM116 175V176H115ZM10 176V177H8ZM37 176V175H36ZM86 176V177H85ZM121 176V175H120ZM14 177V176H13ZM12 177V178H13ZM22 178V176H20ZM45 177V176H44ZM52 177V176H51ZM54 177V176H53ZM116 177H118V180H116ZM124 177V176H123ZM122 177V178H123ZM97 178V177H95ZM131 178V177H130ZM232 178V177H231ZM260 180L256 190H255V198L254 200L250 203L249 205V209H248V217H249V224H248V230H250V240L248 239V242H250V245L253 249V247L259 246L258 244H260L262 246L261 243H256L258 241V238L260 237L261 239V233L264 232V172L258 177ZM14 179V178H13ZM56 179V178H55ZM90 179V178H89ZM258 179V180H259ZM10 180V179H9ZM7 180V181H9ZM41 180V179H40ZM102 180V179H101ZM6 181V183H8ZM26 181V180H25ZM96 181V180H95ZM121 182H124V178L123 180L120 179ZM13 182V181H12ZM11 182V183H12ZM21 182V181H20ZM90 182V181H89ZM97 182V181H96ZM133 182V181H132ZM25 183V182H24ZM39 183V182H38ZM87 183V182H86ZM95 183V182H94ZM126 183V182H125ZM186 183V182H185ZM51 184V183H50ZM40 185V183H39ZM45 185V184H44ZM88 185V184H87ZM94 185V184H93ZM190 185V184H189ZM194 185V184H193ZM8 186V184L6 185ZM12 186V185H11ZM46 186V185H45ZM55 186V185H54ZM125 186V185H122ZM10 187V185L8 186ZM41 187V186H40ZM86 187V186H85ZM135 187V186H134ZM47 188V187H46ZM124 188V187H123ZM129 188V187H128ZM10 189V188H9ZM125 189V188H124ZM191 189V188H190ZM8 190V188H7ZM11 190V189H10ZM130 190V189H129ZM51 191H54L53 189H51ZM126 191V190H125ZM133 191V190H132ZM10 192V191H9ZM92 192V190H91ZM16 193V192H15ZM44 193V192H43ZM50 193V190H49ZM132 193V192H130ZM152 193V192H151ZM150 193V194H151ZM8 194V193H7ZM11 194V192H10ZM46 194V193H44ZM55 194V191H54ZM53 194V195H54ZM144 194V193H143ZM149 194V195H150ZM13 195V194H12ZM43 195V194H41ZM55 195V196H57ZM126 195V194H125ZM124 195V196H125ZM47 196V195H46ZM45 196V197H46ZM49 196V195H48ZM89 196V195H88ZM91 196V195H90ZM43 197V196H42ZM135 197V196H134ZM12 198V197H11ZM53 198V197H52ZM51 198V200H52ZM127 198V197H126ZM136 198V197H135ZM145 198V197H144ZM45 199V198H43ZM154 199V198H153ZM178 199V198H177ZM9 200V199H8ZM48 200V199H47ZM54 200V199H53ZM140 201V200H139ZM146 201V200H145ZM10 202V201H9ZM124 202V201H123ZM142 202V201H141ZM138 203V202H137ZM182 203V202H181ZM8 204V203H7ZM10 204V203H9ZM54 204V205H55ZM89 205V204H88ZM147 206V205H146ZM10 207V205H9ZM153 207V206H152ZM125 209V208H124ZM152 208H150L151 210ZM138 212V211H137ZM176 212V211H175ZM121 213V212H120ZM134 214V213H133ZM141 214V213H140ZM225 212H222L221 215H219V218H217L212 224L211 227H209V238H213L214 235L216 233H218V229L220 226V223L222 222V219L224 217ZM123 217V216H122ZM121 217V218H122ZM145 217V216H144ZM120 218V217H119ZM135 220V219H134ZM141 220H142V216H141ZM145 220V219H144ZM247 220V222H248ZM140 221V220H139ZM142 222V221H141ZM144 222V221H143ZM138 225V224H137ZM133 229V227H132ZM143 229V228H142ZM146 229V228H145ZM136 230V229H135ZM220 230V229H219ZM119 233V232H118ZM133 233V232H132ZM127 234V233H126ZM125 235V234H124ZM143 235V234H142ZM123 236V235H121ZM118 237V236H117ZM127 237V236H126ZM126 237H125V242H126ZM143 237V236H142ZM123 240V239H122ZM136 240V239H135ZM259 240V241H260ZM123 242V241H122ZM129 242V241H127ZM134 242V241H133ZM130 243V242H129ZM128 243V244H129ZM120 244V243H119ZM136 244V242H135ZM249 244V243H248ZM134 245V244H133ZM128 246V245H127ZM131 246V245H130ZM144 246V245H143ZM260 246V247H261ZM120 247V246H119ZM1 248V247H0ZM128 249V248H127ZM131 249V248H130ZM134 250V248H132ZM130 251V250H129ZM255 251V250H254ZM125 252V251H123ZM260 252V250H259ZM129 253V252H128ZM131 253V252H130ZM250 253V252H249ZM255 254V252H251V254ZM132 254V253H131ZM261 255V254H260ZM146 256V255H145ZM148 256V255H147ZM234 256L233 253H230V258L229 260L232 259V257ZM251 256V255H250ZM122 257V256H121ZM131 257V255H130ZM140 257V256H139ZM4 258V257H3ZM1 258V259H3ZM127 258V257H126ZM129 258V257H128ZM209 258V255H205L202 258V261H206ZM254 258V256H253ZM253 258L251 259V261L253 260ZM123 260V259H122ZM129 261V260H128ZM208 261V260H207ZM121 263V262H120ZM119 263V264H120ZM251 263V262H250ZM253 263V262H252ZM256 263V262H255ZM146 264V263H145ZM226 264H230L229 262H227ZM259 264V263H258Z\"/></svg>",
    "mask_w": 264,
    "mask_h": 264
}]
</instances>
